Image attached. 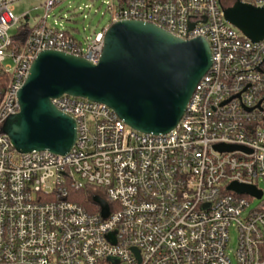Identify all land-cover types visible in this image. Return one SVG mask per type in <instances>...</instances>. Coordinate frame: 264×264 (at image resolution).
<instances>
[{
	"label": "built area",
	"instance_id": "built-area-1",
	"mask_svg": "<svg viewBox=\"0 0 264 264\" xmlns=\"http://www.w3.org/2000/svg\"><path fill=\"white\" fill-rule=\"evenodd\" d=\"M21 1L0 0V264H232L231 227L236 264H264L263 193L258 200L227 190L237 183L262 192L264 40L250 41L223 13L235 2L260 8L264 0L108 3V27L138 21L184 41L203 39L211 66L165 134L137 132L98 102L52 99L76 126L65 155L18 153L1 127L19 114L17 94L41 52L95 66L108 27L80 43L48 24V12L65 0H43L32 25L28 12L14 15ZM82 190L91 204L71 200ZM95 197L106 203V217ZM248 198L260 204L248 211Z\"/></svg>",
	"mask_w": 264,
	"mask_h": 264
},
{
	"label": "water",
	"instance_id": "water-1",
	"mask_svg": "<svg viewBox=\"0 0 264 264\" xmlns=\"http://www.w3.org/2000/svg\"><path fill=\"white\" fill-rule=\"evenodd\" d=\"M223 13L225 20L250 41L264 40V7L235 2ZM210 66L211 53L205 40L184 41L152 24L121 21L106 30L95 66L66 53L41 52L17 94L20 112L4 121L1 133L18 153L67 154L75 143L76 126L51 103L67 95L106 105L137 132L165 134L182 118ZM227 190L258 200L262 197L254 186L231 183ZM93 201L106 217V203L98 197Z\"/></svg>",
	"mask_w": 264,
	"mask_h": 264
},
{
	"label": "rangeland",
	"instance_id": "rangeland-1",
	"mask_svg": "<svg viewBox=\"0 0 264 264\" xmlns=\"http://www.w3.org/2000/svg\"><path fill=\"white\" fill-rule=\"evenodd\" d=\"M116 0H65L55 6L49 14L48 24L67 29L76 41L83 43L86 37L92 36L94 33L101 31L109 25L108 3H114ZM43 0H23L15 5L14 15L21 16L25 13L30 14V24L37 22L42 17L44 11L40 8ZM16 29L10 31L11 35H15ZM258 188L263 193L264 199V182L258 181ZM249 209H255L260 201L248 198ZM237 248V232L234 227L229 229V243L227 247V255L232 264H236L235 251Z\"/></svg>",
	"mask_w": 264,
	"mask_h": 264
},
{
	"label": "trees",
	"instance_id": "trees-1",
	"mask_svg": "<svg viewBox=\"0 0 264 264\" xmlns=\"http://www.w3.org/2000/svg\"><path fill=\"white\" fill-rule=\"evenodd\" d=\"M71 200L77 202L83 206L89 205L92 203L91 196L88 190H82L79 192H71Z\"/></svg>",
	"mask_w": 264,
	"mask_h": 264
}]
</instances>
